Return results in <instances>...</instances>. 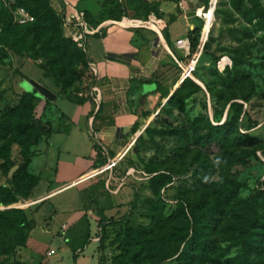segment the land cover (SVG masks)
Masks as SVG:
<instances>
[{
  "label": "trees",
  "instance_id": "16d2710c",
  "mask_svg": "<svg viewBox=\"0 0 264 264\" xmlns=\"http://www.w3.org/2000/svg\"><path fill=\"white\" fill-rule=\"evenodd\" d=\"M6 1L8 5L0 2V64L5 49L33 58L60 90L54 92L46 85L47 89L57 98L83 105L88 97L80 96L83 93L78 87L85 80L91 81V69L85 52L64 35L61 16L51 0ZM216 7L214 16L223 14L227 21L240 20L244 38L261 33L264 45L262 0H227L226 3L218 0ZM18 8L27 11L34 20L25 25L15 24L10 9ZM188 39V60L201 52L199 59L207 55L211 64L222 61L211 50L214 38L210 33L208 37L203 34L202 39L201 26L192 30ZM246 50L244 44L234 52L224 48L232 67L226 66L223 72L212 68V75L218 79L202 80L212 104V118L201 114L194 116L188 127L160 130L161 134L174 138L176 146L172 153L179 160L172 162L173 167L145 168L149 176L147 188L153 196L145 200L149 224H136L130 212L122 218L129 226L117 237L119 253L113 264H264V211L260 212L258 196H240L243 184L232 172L234 166L249 167L252 157L261 149L258 138L242 132V128L250 129L242 121L247 114L244 104L251 100L253 92L251 75L242 69ZM203 92L192 77H186L159 111L170 108L185 112L190 100ZM0 101V172L7 177L15 168L9 184L0 185V206L9 207L31 199L40 184V177L30 169L35 155L33 148L54 134H69L73 123L64 113L59 115L56 127L51 121L37 117L36 92L15 94ZM51 104L45 100V108ZM138 127L136 124L134 129ZM152 132L149 125L135 144L143 135L152 137ZM14 145L18 146L21 157L17 165L11 156ZM212 148L218 150L217 162L223 173L217 183L211 182L208 153ZM187 153L191 154L188 164L183 161ZM194 162L198 164L192 170ZM183 165L187 171L191 169L195 189L183 191L176 204L169 206L161 199V190L173 182ZM101 167L102 164L95 165L94 170ZM132 208L136 209L135 202ZM35 227V220L24 209L0 210V256L26 246ZM222 237L229 241L226 248L221 246ZM233 248H237L235 255L228 257ZM73 258H77L76 253Z\"/></svg>",
  "mask_w": 264,
  "mask_h": 264
},
{
  "label": "rangeland",
  "instance_id": "374dc122",
  "mask_svg": "<svg viewBox=\"0 0 264 264\" xmlns=\"http://www.w3.org/2000/svg\"><path fill=\"white\" fill-rule=\"evenodd\" d=\"M221 1L227 2V0ZM217 2L218 0H212L209 11L204 13L206 21L203 34L208 37L210 33L214 38L211 50L215 55L221 56L222 61L216 65L211 64L207 55L199 59L201 55L199 52L186 70H191L193 80L203 86L202 80L210 79L212 82L218 79L212 75V68L223 72L226 66L232 67L229 53L223 51L224 48L230 52H234L241 44L247 48L242 69L251 75L253 92L251 100L244 104L247 114L242 121L243 124L250 126V129L245 131L242 128V132L258 138L261 149L256 152L255 157H252L249 167L234 166L232 172L238 175L243 184L240 196L242 198L258 196L262 213L264 211V45L261 42L262 34L257 33L252 38H244L240 32L242 29L240 20L235 18L227 21L223 14L214 16ZM199 13L203 15L202 11ZM39 64V61L33 58L18 56L14 51L5 49V56L0 64V98L3 100L14 96V88L21 82L20 86L26 92H31L32 88L26 82L27 80L40 81L39 83L50 86L54 92L60 90L53 78L41 71ZM89 85L90 82L85 80L83 85L78 87L83 93L82 97H85ZM202 88L204 92L190 100L185 112L165 108L162 111L155 110L145 118L146 124L143 123L145 125L140 129L138 137L149 125L153 130V136L143 135L126 157L112 169L105 168V171L101 173H94L92 179L66 188L44 200L42 197L63 185L68 178V173L71 174L85 167L86 163L82 162H89L87 156L95 153L89 152V148L97 142L90 139L88 141L80 135L78 129H74L70 136L57 135L52 137L51 142L43 141L36 146L31 171L33 174H40L39 186L34 190L31 199L9 207L0 206V210L10 208L26 210L36 223L32 236L39 240L42 247L33 251L25 250L26 246L19 247L10 255L0 256V264H113L115 256L119 253L117 237L129 226L127 220L122 218L130 212L136 224L143 226L149 224L145 200L153 196L147 188L149 176L145 168L150 165L158 169L173 167L172 162L179 160L172 153V149L176 146L174 138L160 132L182 126L188 127L190 120L197 115L205 114L212 118V104L204 86ZM38 102L35 109L36 116L51 121L54 127L58 125L61 113L73 117L77 123L75 125L79 129L82 127V124L78 123L79 119L81 120L80 111L74 103L58 97L48 108H45V103L40 105ZM59 138H63V141ZM208 155L212 164L211 182L217 183L223 174L217 162L218 150L212 148ZM11 156L16 165L21 162L18 146L12 147ZM183 159L188 164L191 154H185ZM113 162L116 163V160ZM58 163L60 165L57 171ZM197 164L194 162L191 169L193 170ZM186 168L183 165L180 173L173 178V182L161 190V199L169 206L176 204L177 197L183 191L195 189L191 169L187 171ZM14 170L15 168L7 177L0 172V185L9 184ZM133 202L136 209L132 208ZM78 218L77 227L71 228L75 224L73 219ZM64 224L67 225V230H62ZM86 234H94L97 238L99 243L96 250L94 243L84 246L87 243V239L84 238ZM228 242L222 237L221 246L226 248ZM71 245L76 249L72 251ZM236 249H231L227 254L228 257L234 256ZM49 250H54L55 254L48 256ZM79 250L82 253H79V260L74 262L73 253H78Z\"/></svg>",
  "mask_w": 264,
  "mask_h": 264
},
{
  "label": "crops",
  "instance_id": "0c3cea01",
  "mask_svg": "<svg viewBox=\"0 0 264 264\" xmlns=\"http://www.w3.org/2000/svg\"><path fill=\"white\" fill-rule=\"evenodd\" d=\"M51 4L58 13L83 11L89 29H99L86 43L85 54L92 73L90 84L97 92L87 90V101L77 105L81 117L78 123L82 127L79 129L73 117L67 115L73 123L70 133L52 137L70 136L78 129L82 137L97 143L89 148V152L95 153L87 156L89 162H82L85 167L68 173L63 185L42 197L43 200L92 179L94 173H101L111 162L116 160L117 164L126 157L146 124L144 115L159 111L184 80L186 68L196 57L187 59L189 33L200 25L203 34L204 13L209 11L212 0H51ZM63 32L70 38L76 29L63 28ZM21 83L15 86V94L26 92ZM37 98L40 105L45 103L46 99ZM52 137L43 141L49 143ZM98 164L104 167L94 170ZM73 222L71 228L77 227L79 218ZM34 231L25 250L42 247L32 236ZM84 238L87 239L84 246L94 243L96 250L99 242L94 234H86ZM71 248L76 249L72 245ZM76 254L74 262L79 260V253Z\"/></svg>",
  "mask_w": 264,
  "mask_h": 264
},
{
  "label": "built area",
  "instance_id": "2783aa9c",
  "mask_svg": "<svg viewBox=\"0 0 264 264\" xmlns=\"http://www.w3.org/2000/svg\"><path fill=\"white\" fill-rule=\"evenodd\" d=\"M0 2L4 3L5 5H8V2L6 0H1ZM13 22L18 25H25L27 23L32 22L34 19L33 17L25 10L23 9H13L11 10ZM62 19V26L64 29L67 28H75L76 32L70 36V39L76 43L79 48H81L84 52L86 51V43L87 38L91 35H93L95 32H97L99 29L91 30L89 29L87 23H86V16L83 11L73 10L72 12H66L63 10L61 13H59ZM191 70L185 71V78L191 77ZM95 76V75H94ZM93 76V78H94ZM93 81V79H92ZM88 90L91 93L97 92V89L94 88L91 84L89 85ZM80 96H83V94H80ZM116 163L111 162L106 166V169H112ZM62 230H67V225H62ZM81 251L79 250L78 253ZM54 250H49L47 252L48 256L54 255Z\"/></svg>",
  "mask_w": 264,
  "mask_h": 264
},
{
  "label": "water",
  "instance_id": "95a60500",
  "mask_svg": "<svg viewBox=\"0 0 264 264\" xmlns=\"http://www.w3.org/2000/svg\"><path fill=\"white\" fill-rule=\"evenodd\" d=\"M202 39H203V34H202ZM26 82H28L30 84L32 91L36 92L37 96L44 98L46 100H49L51 102L56 100L57 96L55 94H53L49 89H47L45 85H43L39 82L33 81V80H27ZM196 83H198V82H196ZM198 84L200 86H202L200 83H198ZM166 101H167V99H166ZM166 101L162 104V106L166 103Z\"/></svg>",
  "mask_w": 264,
  "mask_h": 264
},
{
  "label": "bare ground",
  "instance_id": "6f19581e",
  "mask_svg": "<svg viewBox=\"0 0 264 264\" xmlns=\"http://www.w3.org/2000/svg\"><path fill=\"white\" fill-rule=\"evenodd\" d=\"M124 23L127 24V23H129V22L125 21ZM224 63H225V62H224Z\"/></svg>",
  "mask_w": 264,
  "mask_h": 264
}]
</instances>
